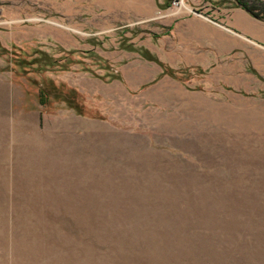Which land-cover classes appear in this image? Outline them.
I'll return each mask as SVG.
<instances>
[{
    "label": "rangeland",
    "instance_id": "374dc122",
    "mask_svg": "<svg viewBox=\"0 0 264 264\" xmlns=\"http://www.w3.org/2000/svg\"><path fill=\"white\" fill-rule=\"evenodd\" d=\"M162 1L0 0V264H264V21Z\"/></svg>",
    "mask_w": 264,
    "mask_h": 264
},
{
    "label": "crops",
    "instance_id": "0c3cea01",
    "mask_svg": "<svg viewBox=\"0 0 264 264\" xmlns=\"http://www.w3.org/2000/svg\"><path fill=\"white\" fill-rule=\"evenodd\" d=\"M162 2V0H98L100 6L107 7V12L116 20L128 21L133 18L144 17V22H148L155 16H161L163 8L159 6V3ZM200 13V16L195 14L185 18L183 21L184 26L179 25L181 28H176V33L180 37L185 36V32L188 33L189 37H193V35L198 38L211 36L212 27L210 23L219 27H229L240 33L249 34L251 37L255 36L260 30V25L254 21L246 10L239 6L232 9L229 19L223 18L221 22L218 20H215V22L210 21L202 15V11Z\"/></svg>",
    "mask_w": 264,
    "mask_h": 264
},
{
    "label": "trees",
    "instance_id": "16d2710c",
    "mask_svg": "<svg viewBox=\"0 0 264 264\" xmlns=\"http://www.w3.org/2000/svg\"><path fill=\"white\" fill-rule=\"evenodd\" d=\"M237 1L241 4V7L244 8L251 15L259 18H264V0H251V2L245 0H237ZM40 103L42 105L44 104V100L41 99V94H40Z\"/></svg>",
    "mask_w": 264,
    "mask_h": 264
},
{
    "label": "water",
    "instance_id": "95a60500",
    "mask_svg": "<svg viewBox=\"0 0 264 264\" xmlns=\"http://www.w3.org/2000/svg\"><path fill=\"white\" fill-rule=\"evenodd\" d=\"M235 2H236V4L239 6V7H241V4L237 1V0H235ZM257 19H259V20H263L264 21V18H259V17H256Z\"/></svg>",
    "mask_w": 264,
    "mask_h": 264
}]
</instances>
